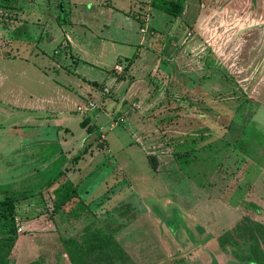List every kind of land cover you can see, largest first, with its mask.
I'll return each instance as SVG.
<instances>
[{
  "label": "rangeland",
  "instance_id": "rangeland-1",
  "mask_svg": "<svg viewBox=\"0 0 264 264\" xmlns=\"http://www.w3.org/2000/svg\"><path fill=\"white\" fill-rule=\"evenodd\" d=\"M48 2L49 34L68 31L77 60L100 62L103 25L112 41L123 37L101 20L113 4L133 25L119 14L115 22L146 39L134 57L101 68L105 80L79 65L98 81L81 99L95 106L79 116L85 127L73 125L71 156L33 163V172L25 160L0 170V202L4 191L20 197L12 209L0 204V242L16 228L6 264H264V0H81L77 10ZM64 16L87 25L55 26ZM105 49L109 62L129 51L117 42ZM135 61L146 70L132 74ZM31 65L0 58L14 88L31 85ZM71 185L77 195L55 206Z\"/></svg>",
  "mask_w": 264,
  "mask_h": 264
},
{
  "label": "crops",
  "instance_id": "crops-1",
  "mask_svg": "<svg viewBox=\"0 0 264 264\" xmlns=\"http://www.w3.org/2000/svg\"><path fill=\"white\" fill-rule=\"evenodd\" d=\"M13 1L15 2L0 0V19L14 21L8 26H3L0 23V58H16L26 62L32 59L31 68L35 76L31 85L29 83L24 85L21 82L16 84L14 88V84L9 86L10 81L6 69H0V117L2 118L0 122V149H8V141H12V147L4 152L5 155L0 152V170H12L20 164L28 162V168L33 172L36 170L31 168L33 163L47 166L54 157H62L65 153L71 156V152H68L66 147L71 145L75 134L78 133V127L75 128L73 125L82 128L80 125L81 117L79 116L83 113L77 111V105L89 101L86 99L84 103L81 102L82 98L86 96L88 98V94H96L90 88L92 86L90 81H98L96 76L86 71L85 73L81 72L79 65L85 66L87 71L99 73L101 81L105 80L106 75L102 69L109 67L114 61L118 62V58L134 57L139 48L138 44L142 42L145 44L146 38L136 29L139 36L133 40L130 33L131 27L127 29L126 25L115 22L114 16L119 14L126 23L133 25L131 17L122 16L124 13L120 9L122 10V7L125 6L113 4V7H107L106 18L101 20L103 24L109 21V25L112 23L114 26L121 27L124 30L122 31L123 37L119 36L115 41H112L113 38L110 37L113 35L104 34L105 26L103 25L101 30H96L100 35L98 40L100 39L102 44L100 58H98L100 62L91 61L90 58L86 59L78 56V54L79 60H77L73 55L74 52L76 54L75 50L73 52L75 42L68 31H64L55 37L49 34L50 24L48 20L50 15L48 14L56 12L50 8L48 0ZM70 1L71 6H74L72 9L77 10L81 0ZM56 8L59 9V6L57 5ZM60 19L71 21L67 23V25L72 24L69 25L70 27L78 23L87 25L86 20H75L64 16L55 19V26L62 25L58 22ZM35 21H45V24L38 28ZM137 27H139L138 23ZM116 42L126 46L129 51L122 54L119 53L121 49L115 50L111 61H105L104 55L105 52H108L105 49V44ZM139 60L141 59L139 58ZM121 64L124 67L127 63L122 62ZM131 68L132 74L137 73L134 71L135 68L146 70L145 63L140 64L138 61L131 62ZM21 72L22 76L25 77L24 67ZM4 86L6 87L4 88ZM134 94L136 95V93ZM75 115L78 116V119ZM48 146L54 147V151L50 152L48 156H44L42 148ZM11 154L15 155L16 159H10ZM5 157L6 159H4ZM81 157L72 160L71 167L70 165L67 166V168H71V172L78 170ZM24 170L22 166L21 172ZM64 172H66L64 169L60 170L54 179H61Z\"/></svg>",
  "mask_w": 264,
  "mask_h": 264
},
{
  "label": "trees",
  "instance_id": "trees-1",
  "mask_svg": "<svg viewBox=\"0 0 264 264\" xmlns=\"http://www.w3.org/2000/svg\"><path fill=\"white\" fill-rule=\"evenodd\" d=\"M127 66H128V63H127ZM125 68H127V67H125ZM85 124H86V121L82 119L80 122V125L82 127H85L86 126ZM89 130L93 131L94 126H90ZM80 156H81V154L75 155V157L77 159L80 158ZM149 158H152V160H153L152 161V167L154 169H156L157 161H156L155 157L154 156L152 157V155H149ZM69 190H70V192H68ZM69 190H66L59 199L55 200V206L60 207L61 205H63V203L70 200L71 197L76 194V190L74 189L73 186H72V188L70 187ZM19 199H20V197H18V195H15L13 192L4 191V199L0 202V204H4L6 209H12L14 206V202L19 200ZM12 220H13V218H11V221ZM3 224L7 225V223H3ZM256 226L259 227L258 224H256ZM0 231H2L1 226H0ZM9 231H10V234L5 236L3 241L0 242V263L1 264H6V262L8 261V259L6 260V258H5L6 254L8 251H10L12 249V247L14 245V241L16 239V228H15L13 222H11V224H10ZM252 238H254V236H252ZM27 264H30V263H27ZM31 264H36V262L34 261Z\"/></svg>",
  "mask_w": 264,
  "mask_h": 264
},
{
  "label": "built area",
  "instance_id": "built-area-1",
  "mask_svg": "<svg viewBox=\"0 0 264 264\" xmlns=\"http://www.w3.org/2000/svg\"><path fill=\"white\" fill-rule=\"evenodd\" d=\"M115 69H119L121 70V65L118 63V65L114 66ZM94 102L93 101H87L84 104H78L77 105V111H79L80 113H85L87 110H91L92 108H94Z\"/></svg>",
  "mask_w": 264,
  "mask_h": 264
}]
</instances>
